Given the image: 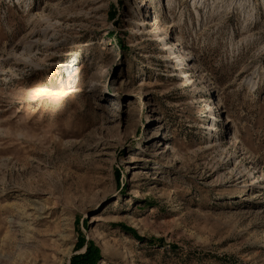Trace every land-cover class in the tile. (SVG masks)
<instances>
[{
    "label": "rangeland",
    "instance_id": "obj_1",
    "mask_svg": "<svg viewBox=\"0 0 264 264\" xmlns=\"http://www.w3.org/2000/svg\"><path fill=\"white\" fill-rule=\"evenodd\" d=\"M72 263L264 264V0H0V264Z\"/></svg>",
    "mask_w": 264,
    "mask_h": 264
},
{
    "label": "bare ground",
    "instance_id": "obj_2",
    "mask_svg": "<svg viewBox=\"0 0 264 264\" xmlns=\"http://www.w3.org/2000/svg\"><path fill=\"white\" fill-rule=\"evenodd\" d=\"M40 20L43 22H46V21L48 22L51 20V18H50V16H44L43 15V17L40 18ZM179 72H183V71L180 69ZM179 75H182V74H179ZM96 77H98V78H96ZM105 77H106V73L100 75V74H98V70H94V72L87 79L86 86L87 87L92 86V88H95L97 85L101 84V82L105 79Z\"/></svg>",
    "mask_w": 264,
    "mask_h": 264
},
{
    "label": "trees",
    "instance_id": "obj_3",
    "mask_svg": "<svg viewBox=\"0 0 264 264\" xmlns=\"http://www.w3.org/2000/svg\"><path fill=\"white\" fill-rule=\"evenodd\" d=\"M77 261V260H76ZM75 262V261H74ZM72 264H74V263H72Z\"/></svg>",
    "mask_w": 264,
    "mask_h": 264
}]
</instances>
